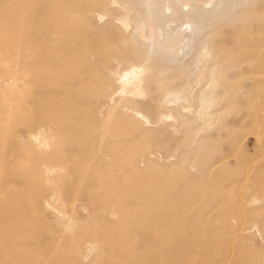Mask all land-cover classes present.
<instances>
[{"label":"rangeland","instance_id":"374dc122","mask_svg":"<svg viewBox=\"0 0 264 264\" xmlns=\"http://www.w3.org/2000/svg\"><path fill=\"white\" fill-rule=\"evenodd\" d=\"M149 1L0 0V264H264V0Z\"/></svg>","mask_w":264,"mask_h":264},{"label":"bare ground","instance_id":"6f19581e","mask_svg":"<svg viewBox=\"0 0 264 264\" xmlns=\"http://www.w3.org/2000/svg\"><path fill=\"white\" fill-rule=\"evenodd\" d=\"M212 1V0H210ZM146 3H151V1L149 0H146ZM209 3V2H208ZM178 4V3H176ZM151 6V5H150ZM194 7L193 6V10H194ZM168 9H171L170 7ZM180 9V8H179ZM192 9H190L189 12H192L193 11ZM182 11L181 9L180 10H174V13H178ZM163 13V10H161V14ZM188 24H191L192 23V20L191 19H188L186 21ZM153 34V33H152ZM149 58V57H147ZM131 68V67H130ZM213 72V71H212ZM142 74V70L141 68H133L131 71H126L124 72L121 77H122V80H123V83L124 85H129V84H132L134 86V92L138 95L142 94L141 93V76ZM213 78V77H212ZM213 81V80H212ZM216 81V80H215ZM216 83V82H215ZM124 85L122 87H124ZM126 90V89H125ZM169 94V93H167ZM173 94V93H172ZM203 95V94H202ZM206 98V97H205ZM202 99V98H201ZM208 101V100H207ZM206 103V102H205ZM209 119V118H208ZM211 122V121H210ZM37 133V132H36ZM9 137V136H8ZM42 141V140H41ZM40 141V142H41ZM39 142V143H40ZM43 143V142H42ZM43 145V144H42ZM48 168V167H47ZM50 168V167H49ZM50 171V170H49ZM243 180V179H242ZM242 192V191H241ZM242 197V196H240ZM240 228V227H239ZM94 247V246H93Z\"/></svg>","mask_w":264,"mask_h":264}]
</instances>
